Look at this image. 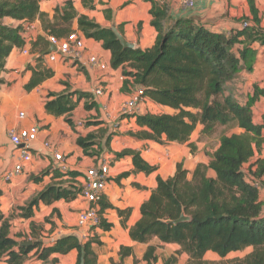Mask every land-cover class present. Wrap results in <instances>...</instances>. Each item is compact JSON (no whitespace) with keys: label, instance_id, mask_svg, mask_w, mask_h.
<instances>
[{"label":"trees","instance_id":"trees-1","mask_svg":"<svg viewBox=\"0 0 264 264\" xmlns=\"http://www.w3.org/2000/svg\"><path fill=\"white\" fill-rule=\"evenodd\" d=\"M81 1L85 8H95L96 0ZM147 1L152 4V25L158 37L151 48L142 50L124 49L109 27L79 15L70 1L66 9L57 7L51 17L41 11L39 0H0V72L12 51L23 45L20 36L23 25L13 27L5 23V18L41 23L43 34L31 48L35 56L49 47V37L63 39L72 33L73 21L78 18L79 29L87 38L102 41L103 47L111 50L114 68L122 66L123 75L132 78L135 86L143 87L151 101L172 111L121 115V118L136 119L141 129L132 133L135 137L160 144H186L197 126L202 125L199 141L213 139L217 142L214 151L207 152L209 162H199L191 176L183 163H177L172 176L157 178V187L142 204L141 218L130 231L134 241L149 245L145 258L150 264L157 262L156 246L150 243L158 239L162 243L178 244L180 249L176 255L186 253L189 256L187 264H211L204 259L208 251L225 258L248 248L253 251L232 264H264V202L260 199V183L259 186L252 183L264 174V158L251 163V177L244 171V165L254 157L255 150L261 152L264 145V116L256 121L253 111L257 99L264 96V87L255 84L254 94L246 102H241L236 95V85L243 71L254 69L258 53L254 43L264 46V29L259 25L255 1L250 0L255 24L249 23L229 33L212 30L192 16H174L171 0ZM244 21L249 22V19L245 17ZM35 62L36 66H29L33 72L26 85L29 91L54 73L45 64V56L37 57ZM75 95L77 100H74ZM49 97L46 111L65 116L71 125H74L72 113L81 99L87 100V108L97 107L93 95L88 92L52 93ZM107 129L79 135L77 144L88 155L102 148L103 137L109 147L113 133H108ZM235 129L243 131H233ZM189 146L192 151L197 149L196 143L190 142ZM116 156H131L135 172L149 174L157 170V166L144 160L138 151L126 149ZM82 175L78 171L60 172L58 169L55 177L69 176L70 180L49 184L21 208L22 215L31 217L34 207L40 203L75 200L83 190L77 181ZM93 206L98 207L100 216V222L95 226L111 229L112 224L104 219L103 212L112 205L102 196ZM118 211L122 216L129 213L128 210ZM182 215L189 220L174 223ZM11 218L0 211V262L23 264L34 249L40 259L77 249V264H81L85 248V264H97L92 244L99 243L98 239L84 241L76 234H68L53 237L48 245H44L36 235L37 225L33 222V244L26 246L10 236ZM128 253L127 248L121 251L122 255ZM176 255L165 264H174Z\"/></svg>","mask_w":264,"mask_h":264},{"label":"crops","instance_id":"crops-1","mask_svg":"<svg viewBox=\"0 0 264 264\" xmlns=\"http://www.w3.org/2000/svg\"><path fill=\"white\" fill-rule=\"evenodd\" d=\"M69 1L73 3L79 15H86L103 27H110L115 20L125 37L135 43V48L146 50L157 41L158 32L152 25L153 16L150 12L152 4L147 0H96L94 9L85 8L81 0H39V4L41 11L53 17L55 9L57 7L66 9ZM254 1L260 19L259 25L264 29V0ZM171 5L174 16L195 17L215 31L229 33L240 28L245 17L249 19L250 24H255L250 0H204L192 9L183 7L179 0H171ZM4 21L13 27L25 25L24 22L12 18H5ZM36 25L38 34H43L41 23L36 21ZM73 30L79 32L84 39L86 57L99 56L108 65L107 70L91 68L86 60L73 62L57 60L48 63L45 56V64L53 69L54 73L29 91L26 85L33 75L29 66H36L35 59L38 56L31 53L32 46H30L28 55L23 54L20 48H15L7 58L4 70L0 72V78L3 80V84L0 85V189L2 190L0 211L5 217L12 216L10 236L21 243L26 239L33 241L32 223L34 222L37 225L36 235L44 245L49 244V240L54 237L57 230H62V235L76 234L84 241L90 238L98 239L99 243L92 244L97 255V264L116 262L150 264L144 254L138 252L140 247L148 249L149 245L137 243L130 235L131 229L141 218L142 204L150 198L152 191L157 187L159 176L164 179L172 176L176 171L177 163H183L191 176L199 162H209L207 152L212 150L205 147L206 141H199L202 125H198L191 136L190 142L197 145L195 151L191 150L190 142L160 144L135 137L132 133L141 129L136 119L121 118L119 110L139 86L133 84L132 78L123 75L122 66L118 68L112 66V52L103 47L102 41L85 36L79 29L78 18L73 21ZM253 46L258 50L254 69L243 71L236 85V95L241 102H246L254 94L255 84L264 87V46L259 42L254 43ZM125 82H128L126 86ZM99 85L104 87V92L97 95L94 91ZM75 91L91 93L97 107L87 108V100L81 99L71 116L74 125L69 124L65 116H55L46 111L45 106L50 94ZM74 100H77V95L74 96ZM153 108L170 110L149 99L143 106L142 113L155 112ZM253 111L255 120L260 121L264 116V96L257 99ZM20 113H24V117H21ZM108 114L111 115L110 120L107 118ZM80 120L89 123L77 128V122ZM113 120H118L120 123L116 129L112 127ZM33 125L39 127L38 140L32 145L34 159L25 164L24 172L19 177L10 182L6 181L4 172L19 160L18 150L11 144L8 132L11 128L22 129ZM101 128H108V133H113L110 146L105 145L106 137H103L101 139L103 154L97 155L96 151L92 155L86 154L77 144L78 136L97 133ZM235 131L243 130L235 129ZM45 139H49L57 147L58 152L64 155L69 170L84 175L89 167L97 163L99 157L104 155L113 157L107 188L103 193L106 201L112 205V208L103 212L104 219L112 224L111 229L104 230L92 225L78 226L80 213L93 206L81 195L73 201L60 199L51 204L40 203L34 207L31 217L22 215L21 208L49 184L70 180L69 176H54L60 162L42 145ZM126 149L138 152L141 149L139 152L141 157L157 166V170L149 174L135 172L131 156H116ZM259 158H264V145L262 151L256 149L254 157L244 165L247 176L251 177L249 167ZM125 173L128 175H123ZM84 175L77 177V181L81 184H84ZM255 180L260 183V199L264 202V174ZM96 208L98 209L97 206ZM118 210H128L129 213L122 216ZM1 226L2 221H0ZM150 244L156 246L155 264H165L168 258L176 255L177 250L180 249L178 244L162 243L158 239H154ZM123 248L129 249V253L122 255ZM36 251V249L31 251L23 264H77L79 256L78 250L72 249L66 254L53 253L46 259H40ZM217 255L214 251H208L204 259ZM176 256L178 260L174 264H187L189 261L186 253ZM0 264L7 263L1 261Z\"/></svg>","mask_w":264,"mask_h":264},{"label":"built area","instance_id":"built-area-1","mask_svg":"<svg viewBox=\"0 0 264 264\" xmlns=\"http://www.w3.org/2000/svg\"><path fill=\"white\" fill-rule=\"evenodd\" d=\"M204 0H179L181 5L186 9L195 8L200 2ZM249 22L244 21L241 23V27L248 25ZM39 30L35 22H26L22 30L20 31V36L23 41V45L20 47L21 52L25 55L30 54V46L37 37ZM49 42L57 46V50L46 55V62H54L57 60L62 61H87L88 66L91 68H97L101 71L108 69V65L99 58L97 55H89L86 57L84 39L77 31H73L67 37L63 39H58L56 37H49ZM97 95L104 92V87L99 85L95 91ZM149 101L148 97L144 93L143 87H138L134 93L122 104L119 112L120 115L142 112L143 106ZM21 117H24V113H20ZM107 118L110 120L111 115L108 114ZM119 121L113 120L112 127L114 129L119 127ZM85 122L78 121L77 128L84 127ZM39 127L30 126L28 128H11L8 132V138L11 144L16 150H18V162L9 170L4 172V179L6 181H13L19 177L25 168V164L33 161L34 152L32 151V145L38 140ZM42 145L49 151L53 153L54 158L60 162L59 171L67 172L69 171L68 165L65 163L64 155L59 153L57 147L49 140L45 139ZM141 149H139V152ZM111 156H101L98 158L97 163L89 167L84 175V184L81 196L90 203H95L101 199L105 189L107 188V183L109 180L110 168H111ZM252 183L256 186L258 182L253 179ZM260 188V187H259ZM100 216L98 209L95 206L82 211L79 215L78 226H95L99 224ZM63 234L62 230H57L54 233V237H59ZM139 253H144L143 247L138 249Z\"/></svg>","mask_w":264,"mask_h":264},{"label":"rangeland","instance_id":"rangeland-1","mask_svg":"<svg viewBox=\"0 0 264 264\" xmlns=\"http://www.w3.org/2000/svg\"><path fill=\"white\" fill-rule=\"evenodd\" d=\"M112 25V24H111ZM241 97V95H240ZM153 110L156 112V113H163V112H167V111H170V110H163L161 108H158V109H155L153 108ZM172 112V111H171ZM258 112V111H257ZM235 131V130H233ZM232 131H229L228 133H231ZM217 146V142L215 140H206V144H205V147L206 148H209L210 150L214 151L215 147ZM104 151V148H99L98 150H96L97 152V155H101L103 154L102 152ZM28 240V239H26ZM29 241V240H28ZM144 249V256L147 252V249ZM253 251L252 248H248V249H245L244 251H239V252H233L231 254H229L227 257L223 258V257H220L219 255L217 256H214V257H208L206 258L205 260L209 261L211 264H232V263H235L236 260H239V259H242L244 258L246 255H248L249 253H251ZM175 255H172V257L174 258ZM170 258V257H169ZM168 258V259H169ZM177 258V257H176ZM178 260V258H177ZM177 264V263H176ZM178 264H182V263H178Z\"/></svg>","mask_w":264,"mask_h":264},{"label":"water","instance_id":"water-1","mask_svg":"<svg viewBox=\"0 0 264 264\" xmlns=\"http://www.w3.org/2000/svg\"><path fill=\"white\" fill-rule=\"evenodd\" d=\"M111 29V31L114 33V35L116 36L117 40L120 42V44L123 46L124 49H133L135 48V43L129 41L125 35L122 33V31L119 29L117 23L115 20H113L112 25L109 27ZM57 50V46L55 44L49 43V47L47 50H45L44 52H42L41 54H39L37 57H44L52 52H55ZM185 220H189V217L182 215L180 218H178L177 220L174 221V223H179ZM33 241L29 240L26 242H23L22 245H32ZM85 256H86V252H85V248H83L82 250V255H81V264H85Z\"/></svg>","mask_w":264,"mask_h":264}]
</instances>
